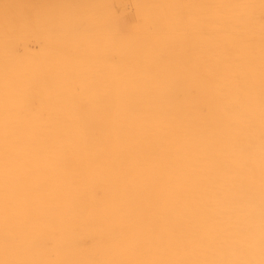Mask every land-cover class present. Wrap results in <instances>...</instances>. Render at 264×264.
Returning <instances> with one entry per match:
<instances>
[{
    "label": "bare ground",
    "instance_id": "obj_1",
    "mask_svg": "<svg viewBox=\"0 0 264 264\" xmlns=\"http://www.w3.org/2000/svg\"><path fill=\"white\" fill-rule=\"evenodd\" d=\"M0 264H264V0H0Z\"/></svg>",
    "mask_w": 264,
    "mask_h": 264
}]
</instances>
